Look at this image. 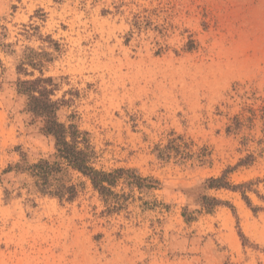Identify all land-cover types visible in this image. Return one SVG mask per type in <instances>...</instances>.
I'll use <instances>...</instances> for the list:
<instances>
[{"label": "rangeland", "instance_id": "rangeland-1", "mask_svg": "<svg viewBox=\"0 0 264 264\" xmlns=\"http://www.w3.org/2000/svg\"><path fill=\"white\" fill-rule=\"evenodd\" d=\"M41 76L143 187L106 200L72 171L69 201L5 172L56 152L23 92ZM226 171L251 206L208 187ZM0 264H264V0H0Z\"/></svg>", "mask_w": 264, "mask_h": 264}, {"label": "trees", "instance_id": "trees-1", "mask_svg": "<svg viewBox=\"0 0 264 264\" xmlns=\"http://www.w3.org/2000/svg\"><path fill=\"white\" fill-rule=\"evenodd\" d=\"M24 83L29 84L23 89V92L29 95V106L37 115L46 119L48 130L55 137L56 152L51 157L41 158L34 163L18 162L5 172L13 170L18 173L27 172L32 178L34 190L69 201L74 200L79 193L78 184L73 182L72 171L88 178L94 189L106 200L115 194L113 187L121 178L129 177L138 187L144 186L142 183L144 179L136 175L132 169L117 168L107 171L96 166L97 153L90 142L89 133L81 131L74 123L65 126L58 119L57 112L61 103L52 98L56 86L53 77L41 76L31 83ZM62 127H66L65 131L58 132L57 129ZM227 173L228 171L220 177L209 178L208 187L240 191L251 206V200L246 194L249 183L232 184L228 181ZM203 202L209 208L225 204L220 199L208 196L203 197Z\"/></svg>", "mask_w": 264, "mask_h": 264}]
</instances>
